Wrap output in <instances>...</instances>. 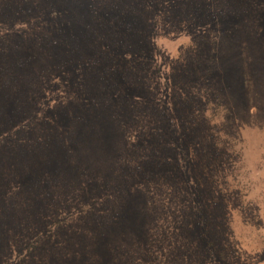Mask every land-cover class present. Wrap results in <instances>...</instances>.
I'll list each match as a JSON object with an SVG mask.
<instances>
[{"label":"rangeland","instance_id":"374dc122","mask_svg":"<svg viewBox=\"0 0 264 264\" xmlns=\"http://www.w3.org/2000/svg\"><path fill=\"white\" fill-rule=\"evenodd\" d=\"M123 1L0 0V128L81 118L68 148L0 157V264H264V0L155 10L143 96L103 27ZM74 13L95 39L72 50Z\"/></svg>","mask_w":264,"mask_h":264},{"label":"trees","instance_id":"16d2710c","mask_svg":"<svg viewBox=\"0 0 264 264\" xmlns=\"http://www.w3.org/2000/svg\"><path fill=\"white\" fill-rule=\"evenodd\" d=\"M146 1L125 0L121 4V11H117V6L112 5V7H108V12H117L119 17L113 16L110 13L111 20L103 21L104 31H111L112 33L113 43H110L109 49L113 48V51L116 52L114 60L117 61L118 68L123 67L122 70L117 69L119 71L118 76L123 80H127V84L134 88L137 94L141 96L146 92L144 79L145 66L141 62H144L142 59L146 56L147 49L152 46L149 35L155 31L153 20L155 16H158L155 10H163L162 19H165L166 26L169 29L174 24V19L178 18V12H180L181 8L180 0L172 1L170 8H167L166 5L169 0H148V4ZM79 15L80 13L77 16L74 13L73 19L71 17L59 19L60 24L64 27L56 33V36L58 35L56 43H62L63 47L72 45L74 46L73 50L74 48L79 49V44H83V41L91 43L95 39L94 31L86 29V25ZM115 21L117 23L116 26L114 25ZM65 22H67V25ZM65 30L69 33L68 35L65 34ZM49 38L53 39V37ZM119 40H123L122 45L118 44ZM50 41L53 42L52 40ZM127 48L130 50L128 58L123 55L127 51ZM56 49L59 55L60 53L62 54L61 46ZM75 53L78 54L77 51ZM187 74L192 76L191 71ZM131 101L129 102V107H132L130 103L137 105H142L143 103L135 99H131ZM24 109L22 107L21 111H14L8 114L6 124H12V127L5 130L0 128V157L2 161L25 159L29 162L36 159L34 157L43 156V149L50 142H57L62 144L63 148H68V143L75 141L74 138L78 133H76V130L70 133V130L75 127L78 120L80 121L79 114L69 118L62 116V112L57 111L52 115L53 121L49 119L45 122L46 131L45 133H41V125L37 123L39 115L30 113L27 110L24 111ZM26 116H29L30 123L26 121ZM51 131H54V133L51 134ZM73 145L77 144L74 142ZM66 153H68L67 149L63 151V154ZM4 184L0 183V206L7 205L9 202L6 196L7 189H5L6 186Z\"/></svg>","mask_w":264,"mask_h":264}]
</instances>
